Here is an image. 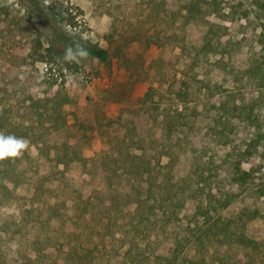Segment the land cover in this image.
Returning <instances> with one entry per match:
<instances>
[{"label": "rangeland", "instance_id": "374dc122", "mask_svg": "<svg viewBox=\"0 0 264 264\" xmlns=\"http://www.w3.org/2000/svg\"><path fill=\"white\" fill-rule=\"evenodd\" d=\"M188 2L0 0V131L45 139L0 161V264H64L77 240L69 233L86 242V227L98 226L93 213L107 215L115 189L128 187L109 189L106 177L114 167L135 169L140 162L127 152L151 165L172 160L184 186L235 194L217 222L200 217L195 228L174 219L160 228L170 264H264V141L260 157L241 160L258 167L245 186L222 170L233 147L264 129V0H209L190 11ZM77 37L108 49L109 60L65 62ZM44 62L70 78L57 84ZM59 91L70 96L65 124L47 132L23 98ZM185 197L180 217L197 201L188 190ZM85 210L92 219L75 223ZM242 233L255 242L236 240Z\"/></svg>", "mask_w": 264, "mask_h": 264}, {"label": "trees", "instance_id": "16d2710c", "mask_svg": "<svg viewBox=\"0 0 264 264\" xmlns=\"http://www.w3.org/2000/svg\"><path fill=\"white\" fill-rule=\"evenodd\" d=\"M208 1L189 0L186 6L190 11L198 4L202 5ZM69 41L71 43L73 41L83 43L88 48L90 55L101 61L107 62L109 60L108 49L100 47L97 43L82 42L78 37L70 38ZM15 92L12 89V93ZM27 98H30L28 106L34 108L41 123L43 124L45 119L49 122L45 127L47 132L51 129L56 131L65 124L62 105L70 100L67 93L59 91V95L55 97L34 98L31 96L24 97L23 100L26 101ZM40 106L42 107L41 110H39ZM250 124L257 125L253 124L252 121H250ZM118 136L117 134L114 135V137ZM41 139L45 140L42 135H37L30 142L36 143ZM121 139H124V135ZM263 141L264 129L261 130L258 126L248 140L243 141L242 145L232 148L233 153L231 155H233V158L227 162V167L222 169L230 182L245 186L255 178V171L258 167L245 169L241 166V160L260 157L262 150L259 149V146ZM55 142L58 141L55 140ZM54 145L56 146V144ZM105 156L107 158L111 157L108 153ZM126 156H129L131 161L138 159L140 163L136 165L135 169L121 167V170H119L114 167L110 169L111 171L107 173L106 177L108 179L107 188L109 189L118 184H126L128 187H125L124 190L115 189L116 191L110 196L107 215L99 217L93 213L98 226L86 227L84 234L86 242L78 240L82 232L69 233L74 234L77 240L68 244L64 264H108L112 258L116 259V264H170L172 258L168 254L170 247L164 248L161 252L159 251V248L162 247L160 228L164 231L174 219L185 220L189 227L194 226L195 228L200 217L209 219L217 215L214 216L217 222L219 218L222 219L219 211L226 209L234 202L235 194L220 192L218 189L213 191L211 185L199 187L198 184L197 187H194L189 183L184 186L181 177H177L174 172L172 160L166 164L157 161L156 164L151 165L152 160L142 154L127 152L122 157ZM105 170L107 169H102V171ZM113 177L117 179L127 177L128 182L122 183V180H118V183L114 184L111 180ZM187 190L193 192V196L197 197V201L189 204L193 207L192 213L185 210L180 217L179 212L188 206L185 197ZM86 202L90 204V200L87 199ZM86 212L88 210H85L78 217L71 218L75 223L79 220V222L86 225L87 220L92 219V213L87 218L85 216ZM160 217H164L162 221H166L159 223ZM100 225L101 227H99ZM233 233L238 234L236 230ZM236 240L246 245H252L255 242L254 239L247 237L244 233L241 234V238L237 236ZM181 246H183V239H178L174 249L181 251Z\"/></svg>", "mask_w": 264, "mask_h": 264}, {"label": "clouds", "instance_id": "9594fccd", "mask_svg": "<svg viewBox=\"0 0 264 264\" xmlns=\"http://www.w3.org/2000/svg\"><path fill=\"white\" fill-rule=\"evenodd\" d=\"M90 56L88 48L79 41H73L65 51L62 59L68 63H79ZM30 141L14 134L0 131V161L20 157L29 149Z\"/></svg>", "mask_w": 264, "mask_h": 264}, {"label": "built area", "instance_id": "2783aa9c", "mask_svg": "<svg viewBox=\"0 0 264 264\" xmlns=\"http://www.w3.org/2000/svg\"><path fill=\"white\" fill-rule=\"evenodd\" d=\"M43 68L45 73L50 75L56 81L57 84L64 83L70 78V74L67 71L64 72L58 71L57 66L54 65L52 62L51 63L44 62Z\"/></svg>", "mask_w": 264, "mask_h": 264}]
</instances>
